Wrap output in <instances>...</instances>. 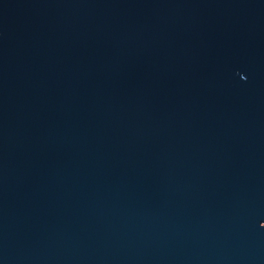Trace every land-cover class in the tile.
I'll return each instance as SVG.
<instances>
[{"label":"water","instance_id":"obj_1","mask_svg":"<svg viewBox=\"0 0 264 264\" xmlns=\"http://www.w3.org/2000/svg\"><path fill=\"white\" fill-rule=\"evenodd\" d=\"M0 264H264V0H0Z\"/></svg>","mask_w":264,"mask_h":264}]
</instances>
